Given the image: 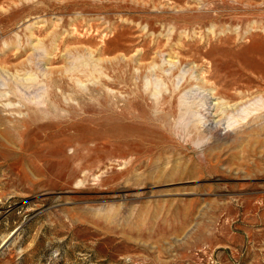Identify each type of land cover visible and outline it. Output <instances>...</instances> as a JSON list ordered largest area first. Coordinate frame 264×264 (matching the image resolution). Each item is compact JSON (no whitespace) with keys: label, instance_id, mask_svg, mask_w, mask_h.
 <instances>
[{"label":"rangeland","instance_id":"obj_1","mask_svg":"<svg viewBox=\"0 0 264 264\" xmlns=\"http://www.w3.org/2000/svg\"><path fill=\"white\" fill-rule=\"evenodd\" d=\"M0 264H264V0H0Z\"/></svg>","mask_w":264,"mask_h":264},{"label":"bare ground","instance_id":"obj_2","mask_svg":"<svg viewBox=\"0 0 264 264\" xmlns=\"http://www.w3.org/2000/svg\"><path fill=\"white\" fill-rule=\"evenodd\" d=\"M16 96V95H15ZM30 104V103H29ZM150 150V149H149Z\"/></svg>","mask_w":264,"mask_h":264}]
</instances>
